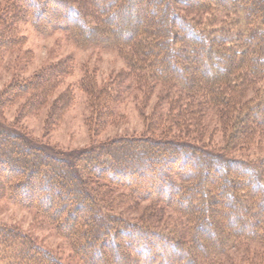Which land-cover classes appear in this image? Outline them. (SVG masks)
<instances>
[{
    "label": "trees",
    "instance_id": "1",
    "mask_svg": "<svg viewBox=\"0 0 264 264\" xmlns=\"http://www.w3.org/2000/svg\"><path fill=\"white\" fill-rule=\"evenodd\" d=\"M24 22L43 34L65 30L80 46L118 49L132 79L146 89L161 84L178 111L162 122L156 111L141 137L93 142L70 158L0 127V200L36 210L82 264H239L234 250L244 264H264V157L229 156L264 136V0H7L0 63L22 39ZM67 65L13 80L0 95V112L22 97V114L37 111L69 74ZM91 84L82 89L92 99L91 116L104 123L118 94ZM67 94L52 105L53 119ZM208 111L226 129L220 149L188 136L199 133ZM110 183L126 188L131 203L150 200L158 217L167 209L178 219L156 227L114 212L125 197H109ZM0 264L65 263L0 225Z\"/></svg>",
    "mask_w": 264,
    "mask_h": 264
},
{
    "label": "rangeland",
    "instance_id": "2",
    "mask_svg": "<svg viewBox=\"0 0 264 264\" xmlns=\"http://www.w3.org/2000/svg\"><path fill=\"white\" fill-rule=\"evenodd\" d=\"M6 1L0 0V11ZM19 29L22 39L19 44L3 53L0 63V95L13 80L28 79L51 64L67 62V66H71L69 74L54 86L44 106L37 111L22 114L21 106L25 101L22 97L5 105L0 112V127L13 133L24 132L35 144L42 146L49 153L70 158L93 142L141 137L146 134L148 121L156 111L162 118L159 122L167 120L171 113L178 111V107L172 110L168 96L164 93L166 89L161 84L146 89L140 82L132 79L129 66L118 49L80 46L62 29L43 34L25 22L19 25ZM84 81H91V88L97 92L107 90L118 94L106 122L101 123L100 117L96 120L91 116L92 99L82 89L81 84ZM63 92L72 95V100L69 99L62 112L57 110V107V118L53 119L50 117V110ZM199 120V133L188 136L201 145L222 148L228 136L218 116L208 111L204 112ZM97 122L100 123L99 126L94 125ZM156 124L151 126L158 134L160 123ZM229 151L230 157L247 161L259 160L264 157V136L255 138L250 144H239ZM96 183L109 184L100 180H96ZM127 191L126 188L112 185L109 197L118 194L125 197L124 202L121 201L112 207L114 212L135 222L149 221L156 227L165 226L178 219L175 213L167 209L158 217V207H153L154 203L150 200L134 199L131 203L127 198ZM37 193L35 190L32 197ZM0 225L17 228L29 235L36 243L56 254L65 264H82L73 254L67 240L32 208H24L6 198L1 199ZM255 247H258V244L254 243L251 248ZM230 256L232 262L244 264L240 261L242 251L234 250Z\"/></svg>",
    "mask_w": 264,
    "mask_h": 264
}]
</instances>
